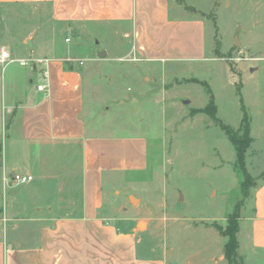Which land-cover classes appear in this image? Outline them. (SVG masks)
I'll return each mask as SVG.
<instances>
[{
  "label": "rangeland",
  "instance_id": "374dc122",
  "mask_svg": "<svg viewBox=\"0 0 264 264\" xmlns=\"http://www.w3.org/2000/svg\"><path fill=\"white\" fill-rule=\"evenodd\" d=\"M179 2L186 5L181 15L202 12L207 19L205 60L177 61L165 68L162 63H146L123 51L115 24L97 22L81 35L58 24L56 37L84 57L76 64L89 69L102 85L99 97L112 96L106 103L94 99L93 79L85 76V97L87 104L97 107V121L114 125L108 130L149 135L147 169L122 175L113 196L112 186L105 184L107 201L114 197L113 217L121 230L139 221L140 253L165 256L167 264H228L227 238L215 224L226 227L237 201L241 218L248 214L255 186L264 179V0H172L173 11H178ZM37 13L25 4H0V46L17 59L4 71L0 67V110L2 93L10 99L32 84L31 77L37 75L35 84L42 80L43 64L36 71L32 60L26 65L18 61L47 55L44 31L30 33L46 17L42 10ZM32 41L41 43L36 48L43 43L35 53ZM101 50L108 54L98 55ZM201 81L208 82L212 92ZM212 99L218 107L216 118L205 111ZM245 111L253 137L246 153L253 177L247 195L241 188L244 176L236 166L235 146L221 125L238 131ZM4 203L1 195L0 206ZM240 225L246 226L241 219ZM238 239L242 264H264V255L245 256L243 234Z\"/></svg>",
  "mask_w": 264,
  "mask_h": 264
},
{
  "label": "crops",
  "instance_id": "0c3cea01",
  "mask_svg": "<svg viewBox=\"0 0 264 264\" xmlns=\"http://www.w3.org/2000/svg\"><path fill=\"white\" fill-rule=\"evenodd\" d=\"M0 4L10 8L25 4L33 13H45L30 33L44 31L48 39L43 49L50 59L41 63L42 80L35 84L37 75L31 77L32 84L21 95L10 99L1 95L0 198L6 203L0 206V264H167L165 256L140 253L139 221L130 230H121L113 217L114 197L108 202L105 193L107 182L113 196L122 175L147 169L149 135L108 130L114 125L97 121L98 109L85 97V76L93 79L94 99L106 103L112 96L99 97L102 85L96 84L89 69L76 64L84 57L62 43L56 30L62 25L81 35L97 22L115 24L123 51L165 68L167 63L208 58L206 17L202 12L181 15L179 10L185 11L186 5L179 2L178 11H173L172 0H0ZM37 43L32 41L30 47L34 53L43 45L36 48ZM34 69L40 66L34 64ZM45 81L46 90H38ZM15 174H30L33 180L8 186ZM240 219L246 224L238 232L243 234L245 256H263L264 179L255 186L253 208Z\"/></svg>",
  "mask_w": 264,
  "mask_h": 264
},
{
  "label": "trees",
  "instance_id": "16d2710c",
  "mask_svg": "<svg viewBox=\"0 0 264 264\" xmlns=\"http://www.w3.org/2000/svg\"><path fill=\"white\" fill-rule=\"evenodd\" d=\"M197 80V79H195ZM199 81V79H198ZM204 85L209 87L208 82L201 81ZM210 92L212 89L209 87ZM217 104L214 99L209 103L205 108V111L209 113L213 118L217 116ZM223 130L226 132L229 139L233 142L236 149V166L239 171L244 176V179L241 182V188L243 194H248V187L250 182L253 180V177L247 169L246 163V153L250 147L253 137L251 136V122L250 117L245 111L244 117L242 119L240 128L238 131L234 130L232 127L225 123H221ZM241 132V133H239ZM240 202L235 203L234 209L227 216V225L223 227L222 225L215 224L219 229L221 234L227 238L225 243L224 258L227 260L228 264H242L239 261L238 248H239V239L238 232L240 230Z\"/></svg>",
  "mask_w": 264,
  "mask_h": 264
},
{
  "label": "built area",
  "instance_id": "2783aa9c",
  "mask_svg": "<svg viewBox=\"0 0 264 264\" xmlns=\"http://www.w3.org/2000/svg\"><path fill=\"white\" fill-rule=\"evenodd\" d=\"M67 41L70 40V38L66 39ZM28 60H32L34 62L35 65L39 64V63H48L50 61L49 58L44 57V58H30V59H18V61L21 62V64L26 65L28 63ZM17 59L14 58L11 54V51L9 49H7L5 46H1L0 47V67H2L3 71L6 69V67L13 63L16 62ZM47 71L44 72V74L46 75ZM38 90L40 91H45L47 88V83L42 82L40 84L37 85ZM31 180H33V175L30 174H15L13 177V180L11 182H7L8 186H12L13 182L16 183H27L30 182Z\"/></svg>",
  "mask_w": 264,
  "mask_h": 264
},
{
  "label": "water",
  "instance_id": "95a60500",
  "mask_svg": "<svg viewBox=\"0 0 264 264\" xmlns=\"http://www.w3.org/2000/svg\"><path fill=\"white\" fill-rule=\"evenodd\" d=\"M100 56L106 55L105 51H102L101 53H99ZM185 102H189V100H185ZM130 199L133 200H137L136 197H134L133 195H130Z\"/></svg>",
  "mask_w": 264,
  "mask_h": 264
},
{
  "label": "bare ground",
  "instance_id": "6f19581e",
  "mask_svg": "<svg viewBox=\"0 0 264 264\" xmlns=\"http://www.w3.org/2000/svg\"><path fill=\"white\" fill-rule=\"evenodd\" d=\"M143 223H140V226L142 225Z\"/></svg>",
  "mask_w": 264,
  "mask_h": 264
}]
</instances>
